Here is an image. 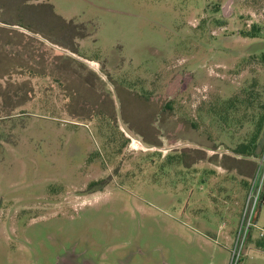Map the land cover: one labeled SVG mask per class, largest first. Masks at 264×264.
<instances>
[{"label":"rangeland","instance_id":"rangeland-1","mask_svg":"<svg viewBox=\"0 0 264 264\" xmlns=\"http://www.w3.org/2000/svg\"><path fill=\"white\" fill-rule=\"evenodd\" d=\"M226 3L0 0V264H264V0Z\"/></svg>","mask_w":264,"mask_h":264},{"label":"trees","instance_id":"trees-1","mask_svg":"<svg viewBox=\"0 0 264 264\" xmlns=\"http://www.w3.org/2000/svg\"><path fill=\"white\" fill-rule=\"evenodd\" d=\"M73 30L69 29L66 31L65 33V36L70 39L71 36L74 37V33L72 32ZM260 34V29L257 28L256 26H254V29L250 32H247L246 35H251V36H257ZM75 37H79V38H83L85 37V34H78V35H75ZM62 45H64V47H66L67 49L71 50L72 52L74 53H77L76 52V44L72 45V44H65L63 42H61ZM259 61L261 63H264V52H262L260 55H259ZM238 98H235V99H228V101L233 104H236V101ZM167 109H171L172 111V103L171 101L167 102L166 105H165V110ZM230 106L228 107L227 109V112L230 111ZM189 120V119H188ZM190 121V120H189ZM190 125H194L195 127H197V124L196 122H189ZM263 125H264V114L263 116L259 119L258 123H257V127L255 129V131L253 132V134L247 139V141H243L241 142L240 144H238L237 147H235V150L234 152L237 153V154H240V155H248V156H251V155H254L256 154L257 150H258V144H259V136H260V133L262 131V128H263ZM189 157V156H188ZM185 165L187 166H191V162L188 161V158L185 157Z\"/></svg>","mask_w":264,"mask_h":264},{"label":"built area","instance_id":"built-area-1","mask_svg":"<svg viewBox=\"0 0 264 264\" xmlns=\"http://www.w3.org/2000/svg\"><path fill=\"white\" fill-rule=\"evenodd\" d=\"M261 163L258 168L256 176L253 178L249 190L247 193V197L245 200V204L243 207V220L247 224V228L244 234V237L246 236V233L248 229L253 225V216L255 214V211L257 209V206L263 196V188H264V152L262 154V158L260 159ZM242 233V230H240V235ZM240 249L235 250V254L237 252H240Z\"/></svg>","mask_w":264,"mask_h":264},{"label":"flooded vegetation","instance_id":"flooded-vegetation-1","mask_svg":"<svg viewBox=\"0 0 264 264\" xmlns=\"http://www.w3.org/2000/svg\"><path fill=\"white\" fill-rule=\"evenodd\" d=\"M144 140H145L146 142H151V143H154V141H155V140H151V138H148V137H146ZM98 181H100V180H98ZM96 182H97V181L92 182L91 184L95 185Z\"/></svg>","mask_w":264,"mask_h":264},{"label":"water","instance_id":"water-1","mask_svg":"<svg viewBox=\"0 0 264 264\" xmlns=\"http://www.w3.org/2000/svg\"><path fill=\"white\" fill-rule=\"evenodd\" d=\"M231 2H232V0H227V3L225 5V7L223 8L224 12H226V10L229 7V5H230Z\"/></svg>","mask_w":264,"mask_h":264}]
</instances>
